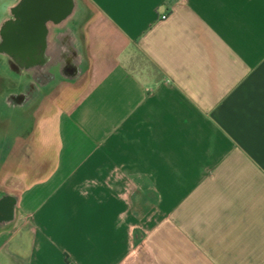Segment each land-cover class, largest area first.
Instances as JSON below:
<instances>
[{"label": "crops", "instance_id": "crops-1", "mask_svg": "<svg viewBox=\"0 0 264 264\" xmlns=\"http://www.w3.org/2000/svg\"><path fill=\"white\" fill-rule=\"evenodd\" d=\"M67 1L0 55V264H264V0Z\"/></svg>", "mask_w": 264, "mask_h": 264}, {"label": "water", "instance_id": "water-1", "mask_svg": "<svg viewBox=\"0 0 264 264\" xmlns=\"http://www.w3.org/2000/svg\"><path fill=\"white\" fill-rule=\"evenodd\" d=\"M69 9L70 5L67 0H25L19 13L20 22L4 36L6 45L13 43L23 50V45L26 43L28 51L32 52L31 43L39 41L43 35L42 22L47 19L61 18Z\"/></svg>", "mask_w": 264, "mask_h": 264}, {"label": "flooded vegetation", "instance_id": "flooded-vegetation-1", "mask_svg": "<svg viewBox=\"0 0 264 264\" xmlns=\"http://www.w3.org/2000/svg\"><path fill=\"white\" fill-rule=\"evenodd\" d=\"M23 2L18 5V7L13 9L12 18L6 21L0 27V55L7 57L10 61L12 68L15 70H22L26 64L39 63L45 59L44 48L39 47L40 40L33 41L32 52L28 51L26 43L23 45V50L16 46V44L6 45L4 36L6 33H10L13 27L20 22V9ZM26 42V41H25ZM7 49V50H6ZM33 60V62H31Z\"/></svg>", "mask_w": 264, "mask_h": 264}, {"label": "rangeland", "instance_id": "rangeland-1", "mask_svg": "<svg viewBox=\"0 0 264 264\" xmlns=\"http://www.w3.org/2000/svg\"><path fill=\"white\" fill-rule=\"evenodd\" d=\"M0 19H1V16H0ZM8 67L6 68V65L5 64H0V72H5V71H8ZM0 87H2V84L0 83Z\"/></svg>", "mask_w": 264, "mask_h": 264}, {"label": "built area", "instance_id": "built-area-1", "mask_svg": "<svg viewBox=\"0 0 264 264\" xmlns=\"http://www.w3.org/2000/svg\"><path fill=\"white\" fill-rule=\"evenodd\" d=\"M165 18H166L165 16L162 17V19H165Z\"/></svg>", "mask_w": 264, "mask_h": 264}]
</instances>
